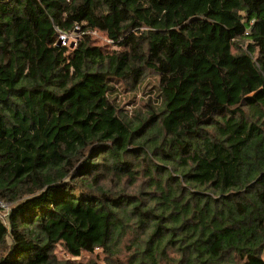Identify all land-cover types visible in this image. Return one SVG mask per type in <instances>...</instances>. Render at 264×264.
Returning <instances> with one entry per match:
<instances>
[{
	"label": "trees",
	"instance_id": "16d2710c",
	"mask_svg": "<svg viewBox=\"0 0 264 264\" xmlns=\"http://www.w3.org/2000/svg\"><path fill=\"white\" fill-rule=\"evenodd\" d=\"M0 202V264H264V0H0Z\"/></svg>",
	"mask_w": 264,
	"mask_h": 264
},
{
	"label": "rangeland",
	"instance_id": "374dc122",
	"mask_svg": "<svg viewBox=\"0 0 264 264\" xmlns=\"http://www.w3.org/2000/svg\"><path fill=\"white\" fill-rule=\"evenodd\" d=\"M95 37L96 38H98V40L100 41V42H107L108 43V41L105 39V38H103V37H100L98 34H95ZM73 40H75L74 39V36H71L70 38H69V40H67V42H70V41H73ZM149 81V82H148ZM148 82V83H147ZM145 83H147L146 84V87L150 84V83H152V81H151V79L150 78H147V80L145 81ZM142 92H144V91H139V93L137 94V95H131V94H129V95H127V96H125L124 97V104H125V106L126 107H131L133 104L131 103V104H126L129 100H132V102L135 104V103H140V101L141 100H145V98H144V96L142 95ZM8 208H9V206H7V207H1L0 208V217H5V215L7 214V211H8ZM55 253L58 255V256H62L63 255V252H62V249H61V247L60 246H56V248H55ZM97 253H99V251L97 250ZM85 257H88L86 254L84 255ZM99 263L100 264H104V262L102 261V258H99Z\"/></svg>",
	"mask_w": 264,
	"mask_h": 264
},
{
	"label": "built area",
	"instance_id": "2783aa9c",
	"mask_svg": "<svg viewBox=\"0 0 264 264\" xmlns=\"http://www.w3.org/2000/svg\"><path fill=\"white\" fill-rule=\"evenodd\" d=\"M59 41H60V43L62 44V45H65V43L67 42V38H66V36L65 35H60L59 36ZM7 207V205H5L4 203H1L0 202V208L1 207Z\"/></svg>",
	"mask_w": 264,
	"mask_h": 264
}]
</instances>
